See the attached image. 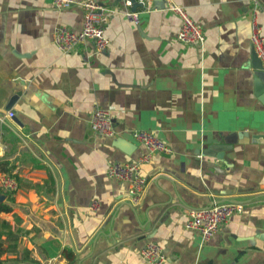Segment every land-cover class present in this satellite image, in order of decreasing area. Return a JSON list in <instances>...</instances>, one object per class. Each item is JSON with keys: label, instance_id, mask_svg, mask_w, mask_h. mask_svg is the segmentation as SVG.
<instances>
[{"label": "crops", "instance_id": "0c3cea01", "mask_svg": "<svg viewBox=\"0 0 264 264\" xmlns=\"http://www.w3.org/2000/svg\"><path fill=\"white\" fill-rule=\"evenodd\" d=\"M136 1L98 0L105 49L61 51L52 29L77 30L80 1L0 0V116L13 112L0 121V160L16 183L0 185V264H148L149 241L159 264H264V79L249 42L252 21L264 33V0ZM169 1L201 43L175 38ZM93 106L108 110L113 135L90 127ZM135 128L170 150L147 153ZM145 154L131 201L105 167ZM223 200L242 209L210 237L184 227L189 209Z\"/></svg>", "mask_w": 264, "mask_h": 264}, {"label": "built area", "instance_id": "2783aa9c", "mask_svg": "<svg viewBox=\"0 0 264 264\" xmlns=\"http://www.w3.org/2000/svg\"><path fill=\"white\" fill-rule=\"evenodd\" d=\"M75 0H51L54 7H66ZM80 1L82 18L80 27L77 30L70 29L63 25H56L52 29L51 40L61 51L73 49L76 45L88 41L95 50H103L107 47L109 40L104 33L103 22L107 14L97 13L98 0ZM143 3V0H138ZM124 4L130 5V0H123ZM166 8L170 9L179 17L178 28L175 38L186 44L201 43L204 35L201 27L188 15L183 6L174 2H167ZM132 20L137 21L135 15ZM250 45L260 60L261 69L264 72V33L259 31L258 25L252 21L249 34ZM13 112L6 111L0 116V121L11 120ZM89 125L97 133L111 136L115 133V126L112 117L107 109L93 106L89 114ZM131 136L139 141L149 152H163L170 150L169 145L151 129L135 128L130 131ZM146 153V154H147ZM143 155L135 161H110L105 167V174L127 183L129 199L136 201L141 195L146 179L139 173L138 163L146 159ZM0 185L5 190H13L16 186L14 177L8 172L0 175ZM242 209V204L233 200L212 202L207 205L193 207L188 210L184 220V227L197 230L203 239L210 237L219 226L237 211ZM139 255L148 264H159L165 260L160 246L153 241L146 242L139 250Z\"/></svg>", "mask_w": 264, "mask_h": 264}, {"label": "water", "instance_id": "95a60500", "mask_svg": "<svg viewBox=\"0 0 264 264\" xmlns=\"http://www.w3.org/2000/svg\"><path fill=\"white\" fill-rule=\"evenodd\" d=\"M131 1V6H134L137 1L136 0H130ZM253 54H255V52L253 51ZM254 67H255V75L258 79H264V72L263 70L261 69V65H260V60L259 58L256 56L255 54V63H254ZM10 103V102H9ZM8 103V104H9ZM7 107H9L7 105ZM263 238H264V235H263Z\"/></svg>", "mask_w": 264, "mask_h": 264}, {"label": "trees", "instance_id": "16d2710c", "mask_svg": "<svg viewBox=\"0 0 264 264\" xmlns=\"http://www.w3.org/2000/svg\"><path fill=\"white\" fill-rule=\"evenodd\" d=\"M9 168L10 167L6 166V162L4 160H0V170L8 172L10 170ZM0 209L1 210H7L8 206L0 204Z\"/></svg>", "mask_w": 264, "mask_h": 264}]
</instances>
